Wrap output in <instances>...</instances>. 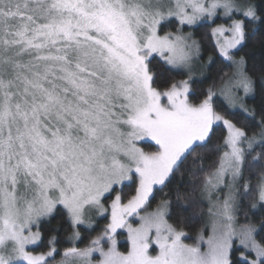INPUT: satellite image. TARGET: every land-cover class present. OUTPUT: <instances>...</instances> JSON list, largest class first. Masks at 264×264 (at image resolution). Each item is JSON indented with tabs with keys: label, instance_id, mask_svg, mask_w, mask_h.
I'll return each mask as SVG.
<instances>
[{
	"label": "snow or ice",
	"instance_id": "1",
	"mask_svg": "<svg viewBox=\"0 0 264 264\" xmlns=\"http://www.w3.org/2000/svg\"><path fill=\"white\" fill-rule=\"evenodd\" d=\"M218 16L229 23L212 28L208 64L223 99L210 88L193 102L200 49L183 29ZM262 32L264 0H0V264H264V117L246 103L264 114V54L240 55ZM174 69L188 78L170 82ZM181 170L190 186L150 211ZM90 211L110 222L87 247L58 253L52 236L34 254L44 223Z\"/></svg>",
	"mask_w": 264,
	"mask_h": 264
},
{
	"label": "trees",
	"instance_id": "2",
	"mask_svg": "<svg viewBox=\"0 0 264 264\" xmlns=\"http://www.w3.org/2000/svg\"><path fill=\"white\" fill-rule=\"evenodd\" d=\"M218 22V19L215 20L214 23L212 22H202L199 25L195 27H188L186 26L183 29V32H190L198 41L200 44V47L202 49L204 60L209 59V57H212L214 61L218 59L217 56V48L215 46V40L214 37L211 35L212 28L214 25ZM254 27V26H253ZM164 31H177V25L170 24L167 28L164 29ZM264 54V32L258 36L256 41H250L248 44V47L244 50V52H241L240 55L245 54ZM151 67H153L157 72H164L169 66L165 65L163 61L157 57L154 56ZM223 71H227L229 75L231 74L230 69H223ZM223 75V72L221 71V66L217 64H212L208 66L207 73L204 77L200 79H195L192 82V87L196 91L197 96L192 97L190 96V99L193 100V102H198L199 98H202L204 93L208 89L215 90L217 89L221 84L222 81L220 80V77ZM170 82H176L183 78V72L179 70H172L168 74ZM226 79V77H225ZM221 100L220 97H214V104L217 103V100ZM249 103L256 109L257 115H256V121L258 122L262 117H264V114L260 112L259 108V97L257 99H248ZM218 110H220L221 105H217ZM223 114V113H222ZM235 122V121H234ZM253 131H258V128H253L249 130V134L251 135ZM226 133L223 131L218 132L217 136L214 138L215 140L219 141L222 140L223 136ZM141 146L146 147L144 144H141ZM146 150H153L151 148L146 147ZM259 151V149H257ZM215 159V156H207L206 155V162L205 166L211 164L212 160ZM203 178V174H201V179ZM191 177L188 172L181 170V173L176 176L175 181L169 185L167 188L163 190V192H155L154 196L155 199H151L150 203L151 206H156L161 200L164 199H172L174 201L175 193L177 190H180L181 192L185 191L190 186ZM199 183V181H196ZM131 189L125 188L124 192H130ZM203 209V211L201 210ZM207 209L206 202H202L201 207L195 208L191 214H189L188 217H185V224H184V230L188 233L190 239H186V242L189 244L196 243V237L197 234L202 230L204 220V215ZM175 211V209H174ZM251 219L257 223V225L260 224V216L252 215ZM109 222L108 216H103L97 220L96 225L89 229L86 227H81L80 230L82 232V238L79 242V245L81 248L87 247L90 243V241L96 237L101 236L104 232L105 226ZM73 229V226L70 222V220L67 218L66 215L64 216H57L55 219H53L50 223H44L41 227L42 232V241L39 244V246L34 248V252H46L49 250L48 240L55 236L56 238V248L58 253H62L67 247L71 246V242L69 241V235L71 234ZM118 237H123V241L120 243V249L122 251H125L127 248V241H126V232L120 231L118 233ZM103 243V242H102ZM60 255H56L54 257V260L56 262L61 260Z\"/></svg>",
	"mask_w": 264,
	"mask_h": 264
},
{
	"label": "rangeland",
	"instance_id": "3",
	"mask_svg": "<svg viewBox=\"0 0 264 264\" xmlns=\"http://www.w3.org/2000/svg\"><path fill=\"white\" fill-rule=\"evenodd\" d=\"M218 19V22L214 25V27H216L217 25H221V24H224L225 26H227V24L229 23V20L227 19V18H224V17H221V16H218L215 20H217ZM202 23V22H201ZM199 25V24H198ZM197 26V25H196ZM192 27H195V26H192ZM213 27V28H214ZM184 34L185 35H190L191 36V39L192 40H194L196 43H197V45L199 46V49H200V63L199 64H197L196 65V70H194L193 71V73H192V80L190 81V84H192V82L195 80V79H200V78H202V77H204L205 75H206V73H207V70H208V66H209V64H208V59L207 60H204V57H203V53H202V49H201V47H200V44H199V41L190 33V32H184ZM214 40H215V38H214ZM158 57V56H157ZM160 58V57H159ZM195 59V58H194ZM188 77H187V75L183 72V78H181L180 80H184V79H187ZM180 80H178V81H180ZM222 85V84H221ZM221 85L217 88V89H215V90H213L215 93H216V96H214V97H220V88H221ZM220 98H222V97H220ZM223 99V98H222ZM246 103H247V105H248V107H250V108H254L250 103H249V101L247 100L246 101ZM206 202V201H205ZM206 204H207V202H206ZM208 206V205H207ZM155 207L156 206H154V207H152L151 206V208L149 209L150 211L151 210H154L155 209ZM206 213V212H205ZM103 216H108V218H109V222H110V217H109V215H108V213H105V214H103V215H99V214H97V213H95L94 211H90V212H88L87 214H86V218H85V223L83 224V225H79V226H73V229H72V232H71V234L69 235V236H71L72 235V233H73V231L74 230H76V231H79V233H80V239L79 240H76V241H74V242H71V246H72V243H74L76 246H78V247H80V245H79V242H80V240H81V238H82V232H81V230H80V228L81 227H86V228H89V229H91V228H93L95 225H96V223H97V220L99 219V218H101V217H103ZM204 220H205V222H207V220H208V217L206 216V215H204ZM108 222V223H109ZM108 223H107V225H108ZM107 225L105 226V228L107 227ZM33 230H36L35 228L33 229ZM105 230V229H104ZM120 231H124V232H126L125 230H123V229H121V230H118V233L120 232ZM118 233H117V241H118V247L120 248V243L123 241V237H118ZM211 233H210V231L208 232V235H210ZM126 236H127V233H126ZM97 237V236H96ZM96 237H94L93 239H95ZM92 239V240H93ZM126 239V238H125ZM205 239H207V236H205ZM103 242V241H102ZM186 242V241H185ZM187 243V242H186ZM202 247H203V245H202ZM81 248V247H80ZM121 250V249H120ZM122 251V250H121ZM40 252H34V254H39ZM96 258H98L97 256H95L94 255V259H96ZM59 262V261H58ZM58 262H56V264H58Z\"/></svg>",
	"mask_w": 264,
	"mask_h": 264
}]
</instances>
